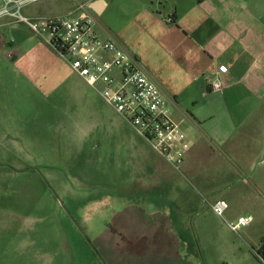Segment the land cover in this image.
<instances>
[{
	"label": "rangeland",
	"instance_id": "obj_1",
	"mask_svg": "<svg viewBox=\"0 0 264 264\" xmlns=\"http://www.w3.org/2000/svg\"><path fill=\"white\" fill-rule=\"evenodd\" d=\"M82 90L121 126L123 139L64 89L34 96L27 122L5 124L10 135L0 132V264H259L251 252L256 241L245 230L264 235V207L257 222L236 233L226 221L236 220L237 202L227 201L222 218L212 210L211 196H228L226 191L205 190L243 178L234 171L208 174L228 165L201 158L203 181L180 177L175 186L156 190L147 174L164 159L97 91L89 85ZM182 125L191 137L196 133L187 121ZM38 127L41 140H23ZM31 129L33 134L24 132ZM259 148L262 163L240 183L264 201V188L254 185L264 181V140ZM142 155L149 167L143 168Z\"/></svg>",
	"mask_w": 264,
	"mask_h": 264
},
{
	"label": "crops",
	"instance_id": "obj_2",
	"mask_svg": "<svg viewBox=\"0 0 264 264\" xmlns=\"http://www.w3.org/2000/svg\"><path fill=\"white\" fill-rule=\"evenodd\" d=\"M27 1L20 9L24 16L66 17L76 15L79 0ZM86 2L97 35L115 40L134 57L168 98L172 117L187 121L196 130L192 137L188 133L190 147L181 172L165 160V164L150 168L142 155L143 168L146 164L149 167L147 175L153 177L156 190L175 186L180 177L194 176L203 181L197 166L201 158L212 159L213 165L216 160L223 161L228 165L226 169L213 166L208 174L234 171L243 179L233 185V178L229 179L216 189L206 187V181V192L213 194L222 188L228 196L218 193L211 196L212 200L237 202L239 208L233 217L252 216L245 228L257 222L264 201L252 187L247 189L240 182L245 180L243 176L251 175L256 162L262 163L257 160L264 140V0ZM1 7L0 0V132L10 135L3 131L5 124L32 118L28 111L34 96H56L64 89L86 109L104 118V129L110 133L117 129V136L123 139L121 126H114L111 115L107 120L106 114L97 111L91 99L85 97L82 87L88 84L25 23L2 14ZM219 65H226L227 70L219 71ZM216 75L222 87L212 90L208 84ZM39 106L35 108L39 110ZM95 125L86 126L83 134L89 135ZM24 132L35 134L24 136V141L31 137L41 140L43 134L39 127L33 133L32 129ZM254 185L264 188V181ZM245 233L256 241L252 249L264 245L263 234L252 230Z\"/></svg>",
	"mask_w": 264,
	"mask_h": 264
},
{
	"label": "built area",
	"instance_id": "obj_3",
	"mask_svg": "<svg viewBox=\"0 0 264 264\" xmlns=\"http://www.w3.org/2000/svg\"><path fill=\"white\" fill-rule=\"evenodd\" d=\"M1 13L25 23L36 35L50 45L81 77L94 88L113 110L125 119L137 134L172 167L178 169L190 147L187 130L171 115L170 102L149 78L140 63L115 40L104 39L94 29V18L87 11L86 0H79L74 16L27 17L21 7L27 0H1ZM33 1V0H29ZM226 71V65H219ZM212 90L222 87L218 75L208 84ZM222 218L228 208L224 198L210 203ZM252 220L250 214L226 221L238 233ZM259 264H264V245L252 249Z\"/></svg>",
	"mask_w": 264,
	"mask_h": 264
}]
</instances>
